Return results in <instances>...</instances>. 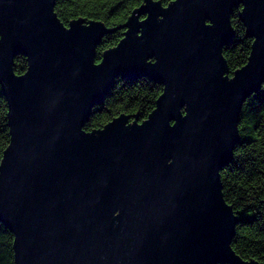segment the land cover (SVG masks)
<instances>
[{
	"label": "water",
	"instance_id": "obj_1",
	"mask_svg": "<svg viewBox=\"0 0 264 264\" xmlns=\"http://www.w3.org/2000/svg\"><path fill=\"white\" fill-rule=\"evenodd\" d=\"M56 3L0 0L10 128L0 222L14 235V263L262 264L232 247L239 219L221 170L245 101L264 85V0H144L118 27L65 25ZM235 9L254 41L230 76L223 48ZM119 28L123 38L97 61ZM143 77L163 85L147 119L122 113L86 130L118 78Z\"/></svg>",
	"mask_w": 264,
	"mask_h": 264
},
{
	"label": "trees",
	"instance_id": "obj_2",
	"mask_svg": "<svg viewBox=\"0 0 264 264\" xmlns=\"http://www.w3.org/2000/svg\"><path fill=\"white\" fill-rule=\"evenodd\" d=\"M168 5L172 0H160ZM144 0H57L55 11L68 25L71 20L84 17L101 20L109 27L126 22L132 11ZM240 9L232 15L235 38L223 48L230 76L246 65L254 39L247 37L246 27L239 17ZM125 29L106 34L96 50V59L116 46ZM28 68L27 59L20 55L15 60V71L23 74ZM163 85L147 77L139 79L118 78L102 105L95 106L86 124L87 131L103 128L122 113L138 115L139 121L147 119L155 109ZM131 119V121H134ZM240 140L234 149L233 160L221 170L223 195L233 207L239 222L232 241L233 249L246 260L264 264V85L244 103L239 121ZM10 142L8 105L0 85V163ZM14 235L0 222V264L14 263ZM225 264V263H220Z\"/></svg>",
	"mask_w": 264,
	"mask_h": 264
},
{
	"label": "bare ground",
	"instance_id": "obj_3",
	"mask_svg": "<svg viewBox=\"0 0 264 264\" xmlns=\"http://www.w3.org/2000/svg\"><path fill=\"white\" fill-rule=\"evenodd\" d=\"M232 43V42H231ZM253 95V94H252ZM133 119V118H132Z\"/></svg>",
	"mask_w": 264,
	"mask_h": 264
}]
</instances>
